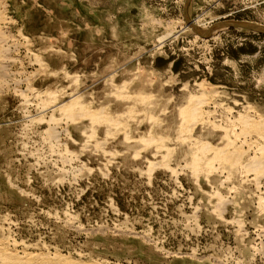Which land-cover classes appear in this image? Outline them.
<instances>
[{
  "label": "rangeland",
  "instance_id": "374dc122",
  "mask_svg": "<svg viewBox=\"0 0 264 264\" xmlns=\"http://www.w3.org/2000/svg\"><path fill=\"white\" fill-rule=\"evenodd\" d=\"M1 9L2 250L53 264H264V160L246 166L264 135L242 125L264 122V31L227 24L264 26V0ZM72 100L70 118L59 106ZM223 149L239 163L214 159Z\"/></svg>",
  "mask_w": 264,
  "mask_h": 264
},
{
  "label": "bare ground",
  "instance_id": "6f19581e",
  "mask_svg": "<svg viewBox=\"0 0 264 264\" xmlns=\"http://www.w3.org/2000/svg\"><path fill=\"white\" fill-rule=\"evenodd\" d=\"M3 1L4 0H0V90L2 89V88H5V86H7V82H8V80H9V74L7 73V67H8V65L9 64H11L10 62H11V59L9 58V53H8V48L9 47H7V48H5L4 47V45L6 44V40H7V34H6V32L3 30V24H5V19H4V15H3V10L1 9L2 8V5H3ZM3 7H5V6H3ZM5 10V9H4ZM5 21V22H4ZM9 21V20H8ZM8 21H7V23H8ZM15 45V44H14ZM8 46H10V45H8ZM16 47V46H15ZM14 47V48H15ZM10 49V48H9ZM14 52V51H13ZM13 61V60H12ZM16 61V60H15ZM41 65V64H40ZM40 68V67H39ZM10 73H11V71H10ZM12 74V73H11ZM13 79V78H12ZM29 79V78H28ZM15 80V79H14ZM17 81V80H16ZM18 83V82H17ZM16 83V84H17ZM10 85V84H9ZM15 85V84H14ZM31 86V85H30ZM8 88V87H7ZM20 88V87H19ZM7 90V89H6ZM14 90V89H13ZM16 90V89H15ZM2 93V92H1ZM47 94V93H46ZM49 94V93H48ZM45 95V94H44ZM70 95V94H69ZM39 96V95H38ZM48 96V95H47ZM46 96V97H47ZM74 97V96H73ZM76 97V96H75ZM75 99V98H74ZM77 99H78V97H77ZM48 101V100H47ZM54 101H56V100H54ZM72 101H74V100H72ZM27 102V101H26ZM46 102V101H45ZM76 102L77 101H74V102H71L69 105L67 104L66 106L65 105H61V106H59V110L60 109H63V111H65L67 114L68 113H71V114H69L68 116H70V118H73L75 115H74V106H77L76 105ZM54 103V102H53ZM194 103V102H193ZM51 104V103H50ZM49 104V105H50ZM198 104V103H197ZM59 105V104H58ZM192 105V104H191ZM54 107H56V106H54ZM79 107V106H78ZM79 108H82V107H79ZM185 108V107H184ZM187 108V107H186ZM185 108V110H184V119L186 120V121H192V120H194V118H195V116H196V114H197V108H195V107H193V106H188V108L186 109ZM87 109V108H86ZM81 111H84L83 113H86V114H90V111H87V110H82V109H80ZM61 111V110H60ZM183 111V110H182ZM62 113V112H61ZM75 113H81L80 111H76L75 110ZM83 113H81V115H83ZM200 113V112H199ZM61 115V114H60ZM81 115H80V117H81ZM101 115V114H100ZM87 116V115H86ZM90 116V118L91 117H97V118H101L102 116H96L95 115V113L93 114L92 112H91V114L89 115ZM76 118H77V116H76ZM70 121V120H69ZM250 121V120H249ZM248 121V119L246 118V119H244V120H242V125H245L244 127L245 128H250V130H252L253 128V130H254V132H257L259 135H264V122H249ZM39 122V121H38ZM96 122V121H95ZM105 122V121H104ZM103 122V123H104ZM109 122V121H108ZM188 122H186V123H188ZM194 122V121H193ZM107 123V122H106ZM119 123V122H118ZM196 124V123H195ZM115 125V124H114ZM91 126V125H90ZM181 127V126H180ZM208 128V127H207ZM244 128V129H245ZM242 129V128H241ZM249 129H245V131H244V133L247 131V132H249L248 131ZM184 131H186V130H184ZM188 131V130H187ZM179 132H181V131H179ZM53 132L51 131V134H52ZM118 133V132H117ZM188 135H189V133H188ZM234 135V134H233ZM261 136H258V137H261ZM228 137V136H227ZM257 137V136H256ZM190 138V137H189ZM226 138V137H225ZM261 139V138H260ZM154 140V139H153ZM232 141V140H231ZM230 141V142H231ZM243 142V141H242ZM160 143V142H159ZM246 143V142H245ZM226 144V143H225ZM231 144V143H230ZM234 144V143H233ZM262 145V144H261ZM84 146V145H83ZM211 147V146H210ZM226 147H228V145L226 146ZM248 147V146H247ZM207 146H205V145H203L202 146V152H204L205 153V150H207ZM156 149V148H155ZM164 149V148H163ZM199 149V148H198ZM239 149V148H238ZM260 150V149H259ZM196 151V150H195ZM216 153V154H215ZM214 153V159H216V160H219V161H223V163L224 162H228L229 164H230V166L231 165H234L235 166V164H238L239 163V160L241 159V157H242V153L240 152V151H238L237 149L235 150H228V149H223V150H221V151H217V152H215ZM204 155V154H203ZM246 157V156H245ZM213 159V158H212ZM204 160H205V157H203V159H202V156L200 155V156H194L193 158H192V166H193V169L192 170H194V171H199V169H201V164H202V162H204ZM210 160V159H209ZM263 160H264V150H262V157L258 160V161H255L254 163H252V164H250V166L249 165H246V166H248V167H253V168H255V170L257 171V170H260V168L262 167V163H263ZM206 161V160H205ZM207 162V161H206ZM190 163V162H189ZM188 163V164H189ZM207 164V163H206ZM243 165V164H242ZM206 166V165H205ZM224 166V165H223ZM239 166H241V165H239ZM203 167V166H202ZM214 169V168H213ZM202 171V170H201ZM229 171V170H228ZM233 171V170H232ZM231 171V172H232ZM250 171H252V170H250ZM192 175H193V173H192ZM213 194V193H212ZM219 201V200H218ZM15 243V242H14ZM3 247V246H2ZM1 247V248H2ZM0 248V264H36L37 262H40V263H37V264H50V263H52L51 261H53V260H51L50 261V259H48L49 257H46V256H40V255H36V254H27V252H23L22 251V253H26V255L24 254V255H22V256H20V255H15V252H14V254H13V252H10V251H6V250H2ZM52 256H53V254H52ZM57 258V257H56ZM60 259L61 258H59L58 260L60 261ZM57 260V259H56ZM56 260H55V262H56ZM62 260V259H61ZM54 262V263H55ZM65 262V260L63 261V263H62V261H60V263L61 264H65L64 263ZM53 264V263H52ZM55 264H59V262L57 261V263H55Z\"/></svg>",
  "mask_w": 264,
  "mask_h": 264
},
{
  "label": "water",
  "instance_id": "95a60500",
  "mask_svg": "<svg viewBox=\"0 0 264 264\" xmlns=\"http://www.w3.org/2000/svg\"><path fill=\"white\" fill-rule=\"evenodd\" d=\"M227 24L232 25V26H240V27H244L250 30H255V31H264V26H258V25H254L250 23L228 22ZM207 33L208 31L204 32L202 35L206 36Z\"/></svg>",
  "mask_w": 264,
  "mask_h": 264
}]
</instances>
